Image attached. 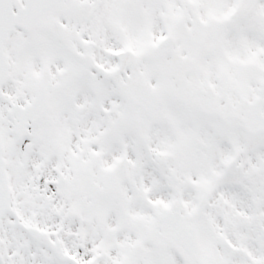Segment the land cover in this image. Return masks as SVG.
Here are the masks:
<instances>
[{
  "label": "snow or ice",
  "instance_id": "6c2138e0",
  "mask_svg": "<svg viewBox=\"0 0 264 264\" xmlns=\"http://www.w3.org/2000/svg\"><path fill=\"white\" fill-rule=\"evenodd\" d=\"M0 264H264V0H0Z\"/></svg>",
  "mask_w": 264,
  "mask_h": 264
}]
</instances>
